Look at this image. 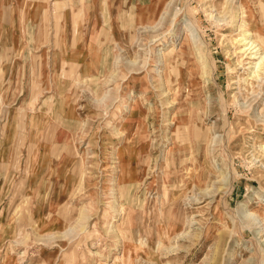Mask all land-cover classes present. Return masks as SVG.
<instances>
[{
    "label": "rangeland",
    "instance_id": "374dc122",
    "mask_svg": "<svg viewBox=\"0 0 264 264\" xmlns=\"http://www.w3.org/2000/svg\"><path fill=\"white\" fill-rule=\"evenodd\" d=\"M262 6L0 0V264H264Z\"/></svg>",
    "mask_w": 264,
    "mask_h": 264
},
{
    "label": "bare ground",
    "instance_id": "6f19581e",
    "mask_svg": "<svg viewBox=\"0 0 264 264\" xmlns=\"http://www.w3.org/2000/svg\"><path fill=\"white\" fill-rule=\"evenodd\" d=\"M260 4H263V3H260ZM260 8H263V6L260 7ZM258 10H259V8H258ZM263 10H264V8H263ZM245 16H248V14L245 15ZM188 19H190V18H188ZM252 20H253V17L251 15V18L249 17L248 19H245L243 21L244 23L241 24L240 27L244 28V29H243V34L241 33V36L239 35V38L237 37L238 38L237 39L238 47H237L236 51L239 54L238 55L240 57L239 60L241 62L243 60H245L246 63L248 64L247 68L249 69V71H248L247 74L249 75L250 79H253V80L255 79L256 81H259V82L263 83L264 82V39L259 36V32H258L259 28L258 29L255 28ZM189 32H191V30ZM189 39H190V35L187 33V35L185 36L184 42H186L188 44V40ZM191 49L192 48L190 46H188V51L190 53H191ZM180 50H181V48H180ZM172 54H174V53H172ZM172 58H173L172 55L169 56L168 58L166 57V59H169L170 61H171ZM202 65H203L204 68L210 67L212 75L215 74L214 73L215 72V68H216L215 65H213L212 63H209L206 60L203 61ZM130 149H131L130 151L127 148L118 151L117 155L115 157V159H117V160L115 162H113V163H117L118 164L116 167L119 168V172H120V176H119V179L117 181V184L121 183V182H124L126 180V175H128V174L130 175V172L133 173L132 172V168H131L132 167L131 164L133 163V153H134L133 151L134 150H133L132 146L130 147ZM174 160L175 159H173L172 161H174ZM166 161H168V159H166ZM178 174H179V171H178V166H177V168H175V175L177 176ZM217 174H218V172H217ZM233 176H234V174H233ZM136 179H138V178H136ZM129 180L132 181L131 182L132 184H133V182H135V179H133V178H129ZM169 180H172L174 182V180H176V179L169 178ZM221 180H223L224 182L228 181L226 179H221ZM233 181H234L233 177H230L229 182L226 183V184L227 185H232ZM132 184H131V186H132ZM173 185L176 186L178 184L174 183ZM128 186H129V184H128ZM119 188H120V186H119ZM134 189H135V187H134ZM135 192H136V190H135ZM248 215L251 216V217H255L254 214H252V213H248Z\"/></svg>",
    "mask_w": 264,
    "mask_h": 264
}]
</instances>
